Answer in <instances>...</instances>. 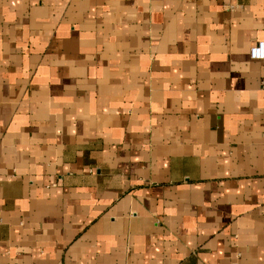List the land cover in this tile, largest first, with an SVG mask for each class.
<instances>
[{"label":"crops","instance_id":"0c3cea01","mask_svg":"<svg viewBox=\"0 0 264 264\" xmlns=\"http://www.w3.org/2000/svg\"><path fill=\"white\" fill-rule=\"evenodd\" d=\"M264 0H0V264H264Z\"/></svg>","mask_w":264,"mask_h":264},{"label":"built area","instance_id":"2783aa9c","mask_svg":"<svg viewBox=\"0 0 264 264\" xmlns=\"http://www.w3.org/2000/svg\"><path fill=\"white\" fill-rule=\"evenodd\" d=\"M249 58L254 61H264V41L256 43L249 49Z\"/></svg>","mask_w":264,"mask_h":264}]
</instances>
